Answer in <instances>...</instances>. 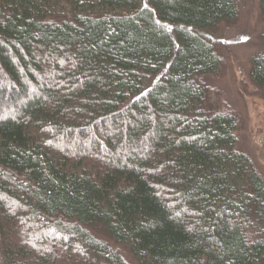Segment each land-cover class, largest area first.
I'll list each match as a JSON object with an SVG mask.
<instances>
[{"label": "trees", "instance_id": "trees-1", "mask_svg": "<svg viewBox=\"0 0 264 264\" xmlns=\"http://www.w3.org/2000/svg\"><path fill=\"white\" fill-rule=\"evenodd\" d=\"M238 17L0 0V264H264V176L210 82L205 31ZM249 74L264 88V51Z\"/></svg>", "mask_w": 264, "mask_h": 264}, {"label": "rangeland", "instance_id": "rangeland-1", "mask_svg": "<svg viewBox=\"0 0 264 264\" xmlns=\"http://www.w3.org/2000/svg\"><path fill=\"white\" fill-rule=\"evenodd\" d=\"M223 57L214 87L239 116V147L255 161L264 176V88L249 74L250 57L264 51L263 23L259 0H239V17L205 31Z\"/></svg>", "mask_w": 264, "mask_h": 264}]
</instances>
